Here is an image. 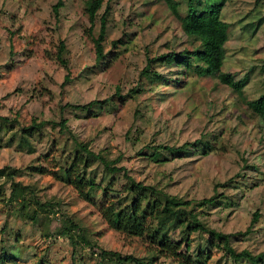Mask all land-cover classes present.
I'll return each instance as SVG.
<instances>
[{"label": "rangeland", "instance_id": "rangeland-1", "mask_svg": "<svg viewBox=\"0 0 264 264\" xmlns=\"http://www.w3.org/2000/svg\"><path fill=\"white\" fill-rule=\"evenodd\" d=\"M58 1H0V116L21 123L9 129L0 121V169L9 166L21 171L14 185L4 184L0 188V252L3 245H9L8 255H18V264H38L40 259L47 260L45 264H102L101 250L154 258L158 263L170 262L154 251L146 239L128 237L110 229L99 212L81 200L71 187L51 176L31 174L28 166L32 162L37 164L36 159L41 161L38 156L49 155L50 159L59 154L55 147L50 150L53 139L47 138L36 145L23 136L21 126L30 125L34 119L68 120L69 131L65 136H60L58 130L53 133L59 148L66 144L68 149H73L72 145L80 143L103 151L110 160L122 155L119 166L127 169L128 176L136 181L163 183L170 193L185 199L210 197L216 184L234 179V187L239 185L241 192L233 187L225 189L234 198L237 196L232 214L227 218L228 212L223 210L219 214L216 209L207 221L223 233L245 232L253 214L260 210L262 217L254 228L257 232L250 240L241 238L237 247L256 254L264 251L263 120L248 111L242 96L235 94L232 87L211 77L186 78L188 86L180 92L152 84L148 79L141 80L139 71L146 65V47L151 56L168 53L170 48L180 52L188 47L180 23L163 1L104 0L103 7L107 2L112 4L115 25L107 48L110 49L112 40L122 36L123 30L133 36L127 46H118L113 61L102 69L95 67V45L87 32L90 27L84 13L87 0H64L65 6L56 18L53 7ZM148 1L150 5L144 4ZM208 1L223 3L222 0ZM255 1L223 3V18L232 26L222 72L234 74L236 81L248 79L243 92L248 100L264 93V2L255 6ZM99 26L97 22L96 36ZM61 42L67 46L66 67L57 60ZM158 71L169 74L171 70L158 68ZM68 75L70 82H66ZM118 86L123 93L131 87H139L141 92L134 99L122 102L116 96ZM108 98L113 99V105L96 109L95 117L80 109L66 108ZM142 104L150 106L148 114L152 122L147 134L154 136L157 144L182 145L199 139L202 133L215 131L222 132L221 143L226 145V152L175 161L162 156L158 162L149 163L138 155L143 144L133 147L125 138L134 121V112ZM45 164L52 169L48 161ZM251 166L258 168L254 171ZM94 172L98 183L103 187L112 184L114 192H125L131 184L124 172L112 175L99 164ZM258 177L263 179L260 183ZM3 182L4 179L0 180V184ZM28 185L42 200L61 201L65 212L85 227L91 245L97 243L98 247L90 249L85 243L83 250H77L74 261L69 241L45 237L41 225L19 217L17 210L24 194L23 186ZM114 194L117 200L129 202V197L124 198L127 194ZM53 219L52 231L59 226V217ZM4 240H8L6 244ZM209 264L231 263L222 260V254L216 250Z\"/></svg>", "mask_w": 264, "mask_h": 264}, {"label": "trees", "instance_id": "trees-1", "mask_svg": "<svg viewBox=\"0 0 264 264\" xmlns=\"http://www.w3.org/2000/svg\"><path fill=\"white\" fill-rule=\"evenodd\" d=\"M160 1L164 2L170 14L180 23L187 37L188 47L180 52L170 48V52L154 56H151L146 47V65L139 71L141 80L148 79L152 84L172 87L180 92L183 87L188 86L186 78H214L221 84L232 87L235 94L242 96L248 111L264 123V93L255 100H248L243 93L248 79L236 81L234 74L222 72L227 58L226 44L229 41V30L232 26L223 18V3L227 0H222L223 3L217 4L210 3L208 0H185L184 3L177 0ZM260 2L264 0H256L255 6ZM103 3L104 0H87L84 8L90 24L87 32L95 45V67L98 69L109 66L115 57L114 51L120 45L127 46L133 36L123 30L122 36L117 40H112L110 49L107 48L110 33L115 25L112 21V4L107 2L103 7ZM144 4L150 5L151 2ZM64 6V0H59L53 7L56 18L59 17L60 10ZM101 10L102 14L99 13ZM97 22L100 26L96 36L94 28ZM66 51L67 46L61 42L57 60L64 67L67 66V61L64 59ZM158 68L171 71L169 74H161ZM174 68L177 71H172ZM262 72L264 73V61ZM70 81L71 78L68 75L66 82ZM139 92H141L139 87H131L127 93H123L121 86L116 88V96L122 102L134 99ZM109 104L113 105V99L95 100L85 105H67L66 108L80 109L88 116L95 117L96 109L104 110ZM149 108L148 104L137 107L132 126L125 134L126 140L133 147H136L138 143L143 144L138 155L144 157L149 163L158 162L162 156H165L166 160L175 161L211 156L218 154L219 151L226 152V145L221 143L222 132L215 131L202 133L199 139L182 145L157 144L155 137L147 134L149 124L152 122L148 114ZM0 121L6 123L9 129H15V125L21 124L17 119L5 116H0ZM57 130L60 136H65L69 131L68 120L54 122L34 119L30 125L21 126L23 136L34 141L36 145L42 144L47 138L53 139L50 150L52 152L55 147V152L59 153L50 159L49 155L47 157L38 156L41 161L36 159L37 164L32 162L28 170H31V174L51 176L54 180L74 189L81 200L99 212L110 229L128 237L146 239L154 251L170 261L168 264H209L216 250L222 254V260L227 263L264 264V251L256 254L248 249L240 250L237 247V242L241 238L250 240L257 232L254 228L262 217L260 210L253 214L251 225L245 232L223 233L213 228L207 221L211 211L216 209H219V214L223 210L228 212L227 218L232 214L233 208L237 206V196L235 199L225 191L233 187L241 192L239 185L234 187V179L231 178L224 184H216L213 195L210 197L201 200L185 199L170 193L163 183L136 181L128 176L127 169L119 166L122 155L116 160H110L103 151H95L80 143L72 145L73 149H68L66 144L59 148L60 144H57V140L53 137V133ZM46 161L52 165V169L45 164ZM98 164L112 175L124 172L131 182L126 191L114 192L112 184L103 187L101 183H98V177L94 172V167ZM250 168L256 171L258 167L251 166ZM20 173L21 171L16 167L7 166L0 169V180L4 179L0 188L4 184L14 185L15 177ZM257 179L259 183L263 180L259 177ZM23 192L20 207L17 210L19 217L30 220L35 225H41L44 228L45 237L55 240L63 238L69 241L73 247L74 261H76L77 250H83L85 243L90 249L98 247L97 243L91 245L85 227L65 212L61 201L42 200L31 185L23 186ZM114 193L119 196L128 195L124 198L129 197V202L125 201L126 199L117 200L113 196ZM53 218L59 221V226L54 231L51 230ZM7 241L4 240L3 243L6 244ZM8 246L3 245L1 248L0 264H18L19 256L8 255ZM100 258L102 264H164L158 263L154 258H139L105 250H101ZM46 262L47 260L40 259L38 264Z\"/></svg>", "mask_w": 264, "mask_h": 264}]
</instances>
